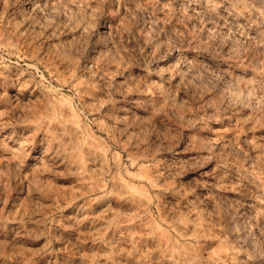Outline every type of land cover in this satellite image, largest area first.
<instances>
[{
  "label": "rangeland",
  "instance_id": "rangeland-1",
  "mask_svg": "<svg viewBox=\"0 0 264 264\" xmlns=\"http://www.w3.org/2000/svg\"><path fill=\"white\" fill-rule=\"evenodd\" d=\"M0 264H264V0H0Z\"/></svg>",
  "mask_w": 264,
  "mask_h": 264
},
{
  "label": "bare ground",
  "instance_id": "bare-ground-1",
  "mask_svg": "<svg viewBox=\"0 0 264 264\" xmlns=\"http://www.w3.org/2000/svg\"><path fill=\"white\" fill-rule=\"evenodd\" d=\"M198 1H202V0H196V2H198ZM206 9V8H205ZM208 10V9H207ZM209 11V10H208ZM181 77H184V76H186V73H183V72H181V75H180ZM125 199V200H124ZM124 199L122 200V202L121 203H125V204H127V203H129V201H127V197L125 198L124 197Z\"/></svg>",
  "mask_w": 264,
  "mask_h": 264
}]
</instances>
